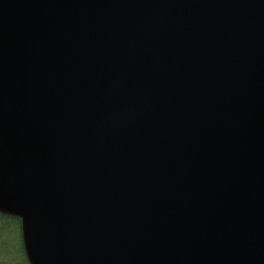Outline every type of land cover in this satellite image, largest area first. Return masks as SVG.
Instances as JSON below:
<instances>
[{"label": "water", "instance_id": "water-1", "mask_svg": "<svg viewBox=\"0 0 264 264\" xmlns=\"http://www.w3.org/2000/svg\"><path fill=\"white\" fill-rule=\"evenodd\" d=\"M0 213L30 264H264V0H0Z\"/></svg>", "mask_w": 264, "mask_h": 264}, {"label": "trees", "instance_id": "trees-1", "mask_svg": "<svg viewBox=\"0 0 264 264\" xmlns=\"http://www.w3.org/2000/svg\"><path fill=\"white\" fill-rule=\"evenodd\" d=\"M0 264H30L25 252L21 219L0 213Z\"/></svg>", "mask_w": 264, "mask_h": 264}]
</instances>
